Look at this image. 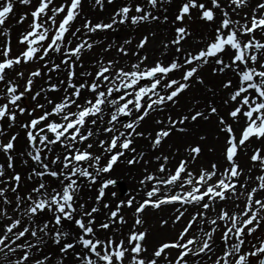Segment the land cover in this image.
<instances>
[{"label": "snow or ice", "instance_id": "6c2138e0", "mask_svg": "<svg viewBox=\"0 0 264 264\" xmlns=\"http://www.w3.org/2000/svg\"><path fill=\"white\" fill-rule=\"evenodd\" d=\"M90 3L0 0V264H264V0Z\"/></svg>", "mask_w": 264, "mask_h": 264}, {"label": "rangeland", "instance_id": "374dc122", "mask_svg": "<svg viewBox=\"0 0 264 264\" xmlns=\"http://www.w3.org/2000/svg\"><path fill=\"white\" fill-rule=\"evenodd\" d=\"M83 2H84V14L87 15L88 17H90V18H104V17H106V16L112 11V6H109V7H108V10H107L106 12H104V13H99V12L95 11V10L92 8V5H91V3H90V0H83ZM117 3H119V0H117ZM24 27H26V23H25ZM197 28H198V26H197ZM198 30H199V29H198ZM130 34H131V33L129 32V30L125 29V30H123V31H121V32H118V33H111V32H110V33H108L107 35H108V38H109V39H112V38H119V39L122 40V39H124L126 36H128V35H130ZM104 35H105V34L101 33L100 36H99L98 38H104ZM137 39H138V37H137ZM153 50H155V51L157 50L156 46L154 47ZM96 52H97V53L99 52V48L96 49ZM157 55H159V54H156V53H155L153 56H157ZM84 59H85V62L88 63L90 60L93 59V54H88V55H86V56L84 57ZM28 70H29V66H25V71H28ZM204 73H205V75L208 77V79L210 80V82H212V83H218V81H216V79H215L214 77H212L209 68L206 67V68L204 69ZM40 83H42V81H38V82H37V87H39V84H40ZM194 91H195V90H194ZM196 94H197V95H200V94H202V93L197 91ZM54 95H55V94H54ZM26 103H28V104L30 105V104H31V101L28 100V101H26ZM20 119H21V120H24V119H26V117H21ZM16 130H17V131H21L20 129H16ZM18 148H19L20 151H23L24 148H25V137L23 136V133H22L21 136L19 137ZM241 159H242V160H241L242 163H244V164H247V163H248V160H247V157H246V156H244L243 158L241 157ZM0 162H2V158H0ZM123 166L125 167L126 165H125V163H124L123 160H122L121 162H119V163L116 165L115 170L113 171L112 174H115V172L117 173V172H118L117 170L120 169V168H122ZM18 170H20V171H22V172H26V171H27V169H26L25 167H23V166H19V167H18ZM115 177H116V176H115ZM109 191H115V192L117 193V196H121L122 198H123V197H126V196L128 195L125 186L117 185V187H115L114 189H110ZM91 194H92V193L88 192L87 189L84 190V195H85V197H87V196H89V195H91ZM93 194H94V193H93ZM119 198H120V197H119ZM153 212H154V211H153ZM151 214H152V213L147 212V213H146V217H147V219H148V221H149L150 224H154V223L156 222V220H157L158 217L155 216V218H154V216L152 217ZM54 250H55V246H53V251H54ZM66 264H73V262H72L71 259H69V260L66 262Z\"/></svg>", "mask_w": 264, "mask_h": 264}, {"label": "bare ground", "instance_id": "6f19581e", "mask_svg": "<svg viewBox=\"0 0 264 264\" xmlns=\"http://www.w3.org/2000/svg\"><path fill=\"white\" fill-rule=\"evenodd\" d=\"M155 46H156L155 42L152 45H149V47L147 49V53H146L153 59L155 57L159 56V55L153 56L155 53L159 54L158 50H156V51L153 50ZM113 54H115V53H113ZM206 130H210V129L206 128ZM209 142L210 143L212 142L211 136L209 137ZM241 157L243 158L244 156H241ZM214 158H215V156L213 154H208V156H207V159H214ZM117 171H118L117 173L115 172V174H111V175L114 177L116 176V178L118 179L117 185L125 186L127 193H129L136 186V178H138V176L140 174L139 166H137L136 168H133V169H129V167L126 165L125 167L123 166L122 168L118 169ZM117 185H116V187H117ZM91 195H93V193ZM117 197L122 198L121 196H117ZM170 211H171L170 208H165L164 212H162V213L161 212H153L152 210H149L148 212L152 213L151 214L152 217L154 216V218H155V216L159 217L160 215H166Z\"/></svg>", "mask_w": 264, "mask_h": 264}]
</instances>
